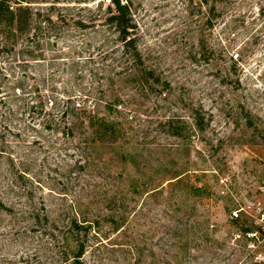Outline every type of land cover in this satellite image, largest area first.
Masks as SVG:
<instances>
[{
	"label": "rangeland",
	"instance_id": "1",
	"mask_svg": "<svg viewBox=\"0 0 264 264\" xmlns=\"http://www.w3.org/2000/svg\"><path fill=\"white\" fill-rule=\"evenodd\" d=\"M48 1L33 9L52 14L58 23H69L62 32L70 31L65 39L79 42L83 58L93 55L99 62L98 52H105L110 58L104 64L111 58L122 61L123 48L113 30L72 27L74 21L97 14L98 2L61 0L54 8ZM103 1L106 12L109 0ZM131 1L138 50L145 66L161 78L159 88L126 84V78L114 77L119 70L103 75L116 85L107 80L101 84L102 74L94 76L98 63L82 61L81 66L70 67L69 59L78 56L59 52L64 42L51 48L44 60L25 58L28 64L20 85L27 95L15 103L44 101L51 89L62 95L66 90L73 97L93 93L101 103L100 115L119 119L128 133V144L90 150L91 166L83 172L68 170L82 161L79 153L85 145L76 150L85 139L80 130L75 139L54 135L53 141L59 139L61 146L35 147L34 155L45 165L35 169L42 170L45 189L36 190L34 206H45L51 220L61 221L64 210L84 196L85 179L106 190L107 202L87 205L86 200L81 212L98 218L113 202L107 207L129 216L118 230L101 222L83 264H264V48L251 44L249 29L236 34L225 30L239 15L245 23H254L257 11L238 1L232 5L215 0L210 4L215 11L200 10L199 0L192 6L190 0ZM229 56L237 70L230 69ZM0 67L22 80L21 69L11 70V62H1ZM114 100L119 101L117 106L105 107ZM50 108L52 103L46 105V110ZM39 113L27 115V123L38 124ZM197 114L205 118L204 130L195 125ZM169 119L175 120L179 137L159 125ZM126 153L124 159L121 155ZM125 193L130 195H125L127 208L120 210ZM13 199L16 214L0 213V264H57L63 247L55 248L48 235L19 215L18 210L27 212L32 204ZM234 212H242V219L235 221ZM246 229L254 238L245 236ZM205 238L208 241L199 247Z\"/></svg>",
	"mask_w": 264,
	"mask_h": 264
},
{
	"label": "trees",
	"instance_id": "2",
	"mask_svg": "<svg viewBox=\"0 0 264 264\" xmlns=\"http://www.w3.org/2000/svg\"><path fill=\"white\" fill-rule=\"evenodd\" d=\"M98 2V13L91 15L89 19H79L74 21L73 29L96 30L99 27H107L117 34V42L123 48L125 57L121 60L119 58H111L110 63L104 64L110 58L109 53H99V62L93 55L83 58V50L77 41L65 39L64 36H70L68 33H63V29L69 23H58L53 19V15L41 11H35L34 5L50 3L48 0H0V66L1 62H11V70L15 68L21 69L22 80L16 77V74L5 73V69L0 67V213L13 216L16 214L13 198L18 200H27L31 205L29 211L18 210L19 215L23 216L24 220L33 222L32 228L41 230L45 235H48L55 248H61L59 252V259L57 264H83V258L89 247L91 239L97 234L101 222L112 223L118 227H123L128 223L129 216H122L111 206L112 203L102 210V216L97 215L98 218H90L87 212H81V206L84 201H88L87 205H92L96 202H107L106 190L101 191V187L96 183L87 182L83 180L85 185H89V189L85 186L81 190L85 191L84 196L72 203L68 209L64 210L61 221L51 220L47 208L37 209L34 205L36 198V190H43L45 187L40 181L42 170L35 171V169L45 167L39 163L38 157L34 155L35 147L42 145L53 147L58 145L59 139L54 135H67L75 139V135L79 130L84 140L76 147L80 151V145L83 147V152L79 153V158L82 161H76L71 165L70 171H84L91 166L90 150H95L103 145L110 144L113 146L128 144V133L121 121L114 120L100 115L99 107L101 103H97L93 93H83L81 97H73L66 90L62 95L57 89H51L49 97L44 101L42 99H34L31 102L24 100L26 93L23 91L20 83L25 79L26 71L24 67L28 64L25 58L32 60H44L45 54L51 48H58L60 44L64 46L59 52L70 51L78 57L69 59L70 67L81 66L84 63H98L99 67L95 70V77H100L101 84L105 80L110 81L111 85H116L110 78H105L104 74H111L108 71H117L114 77L126 78V84L139 85L140 88H150L152 85L159 88L161 78L155 75V72L147 68L144 64L143 58L138 50V26L135 22L132 7L134 5L131 0H109V5L106 12L103 11V0H90ZM215 0H199L198 7L200 10L208 8L213 11L216 7L210 4ZM227 4H242L249 3L254 6L256 17L254 23H245L244 16L239 15L232 18L225 30L230 34H236L241 28L249 29L251 44L261 43L264 48V0H217ZM61 0H52V7L60 4ZM80 4V3H79ZM189 4L194 5V0H190ZM51 8V9H54ZM220 18L224 16L223 12L219 13ZM64 22V21H62ZM250 26H247V25ZM77 27V28H76ZM230 36V35H229ZM64 38V39H63ZM64 40V41H63ZM67 42H66V41ZM254 41V42H253ZM60 42V43H59ZM90 47L89 43H81ZM264 50V49H263ZM2 60V61H1ZM229 60L233 63L231 70H237L234 58L229 56ZM68 65V64H67ZM24 73V74H23ZM53 77V76H52ZM100 82V81H99ZM225 82V81H224ZM156 84V85H155ZM240 85V82L237 81ZM166 85V84H165ZM167 86V85H166ZM103 85H101V88ZM32 89V88H31ZM105 93L104 91H101ZM74 93V92H73ZM163 92H161L162 94ZM59 95V97H58ZM62 98L60 99V97ZM80 99L79 101H76ZM38 100L35 104L33 101ZM93 100L94 104L89 105ZM52 103V108L46 110V105ZM119 101H109L105 103V107L113 108L117 106ZM35 111H40L42 115L41 121L31 126L26 121V116L31 115ZM246 123L251 126V118L247 114ZM196 126L198 130H204L205 118L197 114L195 117ZM65 124V131L62 126ZM165 130L179 137L176 122L173 119L160 122L159 124ZM247 126V125H246ZM248 127V126H247ZM32 132V135L30 133ZM43 141V142H41ZM65 145V143L63 144ZM100 145V147H99ZM65 147V146H63ZM33 148V149H32ZM32 149V150H30ZM124 159L129 156L127 153L121 155ZM42 169V168H41ZM99 178L103 176L102 172ZM64 176V173H60ZM180 177V176H179ZM80 180V177H79ZM132 188V187H131ZM156 189V188H155ZM51 191L53 189H50ZM136 188L131 192L135 193ZM54 193V192H52ZM125 193L121 199L120 210L127 205ZM5 196L8 198L6 199ZM128 199V198H127ZM88 208H86V211ZM119 210V211H120ZM109 212L104 215V212ZM243 213L235 221L242 219ZM253 233L249 229L245 230V236ZM236 238V237H235ZM207 238L199 245L202 247ZM210 243V241H209ZM191 243H188V248Z\"/></svg>",
	"mask_w": 264,
	"mask_h": 264
},
{
	"label": "built area",
	"instance_id": "3",
	"mask_svg": "<svg viewBox=\"0 0 264 264\" xmlns=\"http://www.w3.org/2000/svg\"><path fill=\"white\" fill-rule=\"evenodd\" d=\"M233 214H234V216H235L236 219L239 217V213L234 212ZM254 236H255L254 233H249V234H247V237H248L249 239L254 238ZM237 237H238L239 239H241V238H242V235L238 234ZM248 238H247V239H248Z\"/></svg>",
	"mask_w": 264,
	"mask_h": 264
}]
</instances>
